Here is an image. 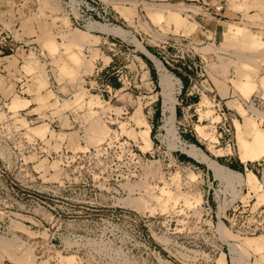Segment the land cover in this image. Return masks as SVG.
Returning <instances> with one entry per match:
<instances>
[{
    "label": "rangeland",
    "instance_id": "374dc122",
    "mask_svg": "<svg viewBox=\"0 0 264 264\" xmlns=\"http://www.w3.org/2000/svg\"><path fill=\"white\" fill-rule=\"evenodd\" d=\"M0 264H264V0H0Z\"/></svg>",
    "mask_w": 264,
    "mask_h": 264
},
{
    "label": "built area",
    "instance_id": "2783aa9c",
    "mask_svg": "<svg viewBox=\"0 0 264 264\" xmlns=\"http://www.w3.org/2000/svg\"><path fill=\"white\" fill-rule=\"evenodd\" d=\"M81 1L83 2V4H84L85 7H87V4H88V3H93V2H95V0H81Z\"/></svg>",
    "mask_w": 264,
    "mask_h": 264
},
{
    "label": "bare ground",
    "instance_id": "6f19581e",
    "mask_svg": "<svg viewBox=\"0 0 264 264\" xmlns=\"http://www.w3.org/2000/svg\"><path fill=\"white\" fill-rule=\"evenodd\" d=\"M151 59L153 60V57H151ZM153 62H154V64H155V61H154V60H153ZM165 102H166V101H165ZM255 133H256V132H255ZM255 135H256V134H255ZM260 137H261V136L259 135V136H258V139H260ZM237 138H239V141H241V140H240V139H241V135H240V134H239V135L237 134ZM253 138H254V137H253ZM256 138H257V136H256ZM239 141H238V142H239ZM256 141H257V140H256ZM262 157H263V156H262ZM260 158H261V157H260ZM256 159H257V158H256Z\"/></svg>",
    "mask_w": 264,
    "mask_h": 264
},
{
    "label": "trees",
    "instance_id": "16d2710c",
    "mask_svg": "<svg viewBox=\"0 0 264 264\" xmlns=\"http://www.w3.org/2000/svg\"><path fill=\"white\" fill-rule=\"evenodd\" d=\"M178 76V75H177ZM179 78H180V76H178ZM181 79V78H180ZM181 81H182V83H184V81L181 79ZM182 87H183V85H182ZM226 166H228V167H230V168H233L234 169V167L232 166V165H226ZM237 169V168H236Z\"/></svg>",
    "mask_w": 264,
    "mask_h": 264
},
{
    "label": "crops",
    "instance_id": "0c3cea01",
    "mask_svg": "<svg viewBox=\"0 0 264 264\" xmlns=\"http://www.w3.org/2000/svg\"><path fill=\"white\" fill-rule=\"evenodd\" d=\"M214 17V16H213Z\"/></svg>",
    "mask_w": 264,
    "mask_h": 264
}]
</instances>
